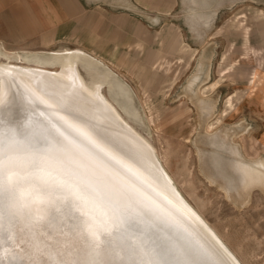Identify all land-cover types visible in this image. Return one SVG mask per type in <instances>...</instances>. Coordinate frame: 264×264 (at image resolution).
<instances>
[{
  "label": "bare ground",
  "instance_id": "obj_1",
  "mask_svg": "<svg viewBox=\"0 0 264 264\" xmlns=\"http://www.w3.org/2000/svg\"><path fill=\"white\" fill-rule=\"evenodd\" d=\"M0 56V182L7 190L13 173L22 190L7 207L0 196V225L15 214V244L0 246V264H121L162 246L185 264H242L102 92L106 84L111 95L130 93L104 60L79 48L10 52L1 44ZM249 174L264 181V162ZM89 225L105 233L99 247Z\"/></svg>",
  "mask_w": 264,
  "mask_h": 264
},
{
  "label": "rangeland",
  "instance_id": "obj_2",
  "mask_svg": "<svg viewBox=\"0 0 264 264\" xmlns=\"http://www.w3.org/2000/svg\"><path fill=\"white\" fill-rule=\"evenodd\" d=\"M131 2L120 19L126 34L111 33L112 17L98 24L102 8L83 19L86 34L96 32L90 50L73 20L62 34L18 41L3 27L0 44L10 52L79 48L104 60L130 93L111 95L106 84L102 92L154 146L183 196L242 264H264V181L249 174L264 162V0Z\"/></svg>",
  "mask_w": 264,
  "mask_h": 264
},
{
  "label": "crops",
  "instance_id": "obj_3",
  "mask_svg": "<svg viewBox=\"0 0 264 264\" xmlns=\"http://www.w3.org/2000/svg\"><path fill=\"white\" fill-rule=\"evenodd\" d=\"M152 1L138 0V2L150 7L155 4H152ZM134 5L131 0H0V31L5 27L11 37L18 41L43 31L58 30L62 34L73 20V28L82 34L81 44L87 43L88 46L85 45V47L90 50L96 41L94 35L96 32L93 30L92 33L86 34L90 31L88 25L83 24V19L102 8L107 14L98 15L102 17L98 24L105 22L104 16L112 17L118 22L111 19L109 29L111 33L126 34V29L129 28L125 27L122 22L120 23V19H125V15H131L127 10L130 9V6L135 8L136 5ZM137 5L141 7L140 4ZM72 8L74 9L72 10ZM73 11L74 14H71ZM132 26V31H135V24ZM14 29L19 34H13ZM14 35H19L22 38L15 39ZM100 39L102 43L106 44L105 48H110V42L107 41L109 37Z\"/></svg>",
  "mask_w": 264,
  "mask_h": 264
},
{
  "label": "snow or ice",
  "instance_id": "obj_4",
  "mask_svg": "<svg viewBox=\"0 0 264 264\" xmlns=\"http://www.w3.org/2000/svg\"><path fill=\"white\" fill-rule=\"evenodd\" d=\"M4 165V161L0 159V168ZM7 179L9 182V188L5 190L2 186V182H0V196L4 198L7 202L15 203L16 199H18L22 195V190L12 181L13 173H7ZM15 219V214H11L9 216V226L0 225V246L4 245L6 242H11L13 245L15 244V239L11 230L12 221ZM88 235L91 238L93 247H99L105 241V233L94 231L92 226L89 225L86 228ZM109 245H111V241H108ZM8 249L5 248L4 251ZM89 264H106L103 260H92L89 261ZM121 264H185L178 259H176L175 255L172 253L170 249L165 246L159 248V250L155 253V255L150 259H144L137 252H130L127 257L121 258Z\"/></svg>",
  "mask_w": 264,
  "mask_h": 264
}]
</instances>
